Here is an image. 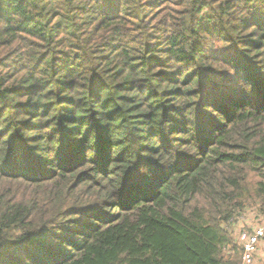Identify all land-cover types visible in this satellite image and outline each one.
Here are the masks:
<instances>
[{
	"label": "trees",
	"instance_id": "trees-1",
	"mask_svg": "<svg viewBox=\"0 0 264 264\" xmlns=\"http://www.w3.org/2000/svg\"><path fill=\"white\" fill-rule=\"evenodd\" d=\"M264 217V0H0V264H243Z\"/></svg>",
	"mask_w": 264,
	"mask_h": 264
},
{
	"label": "built area",
	"instance_id": "built-area-1",
	"mask_svg": "<svg viewBox=\"0 0 264 264\" xmlns=\"http://www.w3.org/2000/svg\"><path fill=\"white\" fill-rule=\"evenodd\" d=\"M243 217V216H242ZM243 224L238 234L242 247L243 264H255L260 244L264 240V217L257 216L256 220H242Z\"/></svg>",
	"mask_w": 264,
	"mask_h": 264
},
{
	"label": "rangeland",
	"instance_id": "rangeland-1",
	"mask_svg": "<svg viewBox=\"0 0 264 264\" xmlns=\"http://www.w3.org/2000/svg\"><path fill=\"white\" fill-rule=\"evenodd\" d=\"M252 208H254V207H249V209L247 210L248 212H246L244 215H242L243 217L241 216L240 219L238 217L233 222H231L230 224H225L226 228L232 233L233 237L237 241H238L239 231H240L241 226L243 224L242 220H246L247 219L249 221H254L257 218V216H255L256 213H253L254 209H252ZM262 257H263V260H264V240L260 244V250L258 252L255 264H261V262H259L258 260L260 258H262ZM263 264H264V261H263Z\"/></svg>",
	"mask_w": 264,
	"mask_h": 264
},
{
	"label": "crops",
	"instance_id": "crops-1",
	"mask_svg": "<svg viewBox=\"0 0 264 264\" xmlns=\"http://www.w3.org/2000/svg\"><path fill=\"white\" fill-rule=\"evenodd\" d=\"M259 262H261V264H263V257L262 258H260L259 260H258Z\"/></svg>",
	"mask_w": 264,
	"mask_h": 264
}]
</instances>
